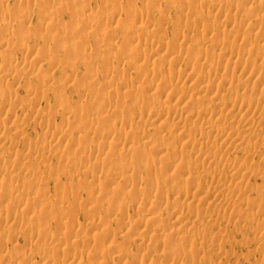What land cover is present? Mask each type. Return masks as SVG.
<instances>
[{
    "label": "bare ground",
    "instance_id": "bare-ground-1",
    "mask_svg": "<svg viewBox=\"0 0 264 264\" xmlns=\"http://www.w3.org/2000/svg\"><path fill=\"white\" fill-rule=\"evenodd\" d=\"M119 1L120 0H15L14 6L16 8L14 6V8L10 7V9H12L11 11H17V15H19V11L23 18L30 17L36 13L37 16H35L39 17V27L35 25L36 28L34 26L32 27L30 21L27 22L23 18H21L20 22H22V20L26 22L17 25L14 20H17L18 16L12 12L13 15L17 16V18L14 16L15 19L12 17L13 15L11 16L10 13H7L10 12L8 9L10 5L8 0H0V97L3 98V101L0 102V116L4 119L3 121L0 117V122L3 121L2 127L0 125V161L4 162L7 159H11L12 163L17 162L16 165H18L19 169L22 167L24 168L25 165L23 162L26 158L23 159L22 157L24 155L13 151V142L7 137V134L12 131L20 132V123L17 122L18 119H11L12 122L8 120L11 123L6 120L10 115L16 117L13 110L15 105H17L16 103L20 104V109L22 106L23 108L34 106L31 98H36L34 96H37L36 94L41 92L40 88L44 85L43 81L41 82V80L44 79L40 80V76L44 70L43 66L41 70L39 66L35 64L36 61H34V59H30L34 61L30 62L35 65L26 63L27 66L33 65L32 67H28L30 68L29 73L34 75L33 77L35 79L39 77L38 80H40L38 85H35L36 83L34 84L35 86L31 84L35 80L33 79L32 82L30 80L31 85L29 84L25 87V96L28 98L31 96L30 99L24 97V99L26 98L27 100H23L14 98L15 96H7L3 89H5L6 86L13 88L16 84L20 86V80L17 75L21 74V72H26L22 71L24 70L23 67L20 73L17 71L19 74L16 70V75L15 73L10 74L16 66V60L13 57V52L16 51L12 43L13 36L15 34L18 36L17 38L14 37L18 41H15V44H20L17 45L21 46V48H19L24 54V58L27 59L30 48L24 45V41L32 37H28V34H33V32L30 31H32L31 28H35L37 31H34V39L40 37V32L42 34L46 32L47 34H43V37L41 36L43 41L53 40L59 47L64 49V53L68 54L66 57L68 60L64 61H66V65L72 61L70 63L72 66L71 76L70 74L67 75L73 78V81L70 80L69 83L75 81L72 73L74 72V67L78 65V62L77 65L74 62L78 61V58L81 60L84 59L85 56L87 57L84 59L85 61L89 58L88 62L83 60L81 62L82 64L85 62L86 66L80 64L88 69L92 67L90 68V72L97 70L101 75L103 83L97 82H99L101 86L103 85V87H109L107 90L104 88L109 92L106 94V91H101L103 87L100 88L99 83V87L93 86V84H97V82L92 83V86H90L93 87L92 91L90 89L92 92V94L90 93L91 97L93 94H98L99 98L102 99V102L98 101L99 103L101 102L100 104L98 103V106H96L97 101L95 104L92 103L96 106L98 114H104L107 119L109 117V112L107 111L108 107L119 103L123 105V112L126 114V119H121L118 115L119 113L117 114L119 118H116V115L115 117L110 115L117 121L119 120L118 126H116L118 123L117 121H115L116 123L114 122L115 124L113 122L110 125L105 124L113 121L112 117L108 118L109 122H103L106 119L101 115V121L104 119L102 121L103 124L100 123V118L95 116L96 118L93 119L92 117L91 119L93 120L89 121L88 123H90V125L88 124L87 126H90V128L88 127L90 130H99L98 132L94 130L97 136H95L94 131L93 136L95 137L91 136V131L86 129L88 133L81 137H86L87 135L90 143L99 140L97 145L100 146L98 147L96 143H93L95 146H93L92 151V149H90L92 146L90 147V145H87V147H90H88V151L86 145H84L87 138H85V140L84 138L81 139V137H79L80 133L75 131L77 128L73 130L72 127L75 126V122H71L74 126L72 125L69 127L71 124L66 117L67 115L62 112L60 114L61 122H65L66 124L69 122L67 125L70 124L67 126L64 123L66 125L65 128L69 127L72 132L75 131L79 133L77 135L81 141L77 142L74 140L77 144L73 142L74 145L76 144L79 147L76 146V149H74L73 147L75 146L72 145L73 147H71V144L68 145V147L62 146V148L58 146L57 143H55L56 139L62 138V135L59 138H55V136L57 137L56 134L59 131L61 132V129L58 128L61 126L57 127L55 121H53V125H49L52 123L49 121L47 122L49 126L47 125V128L45 127V131L42 134V142L40 143L42 147L34 148L35 150L36 148L41 149L39 150L40 152L47 150L45 157L40 158V166L47 168L49 162L46 158L60 153V148H66L65 150L67 152L63 149L65 154L61 151L65 156L73 157L74 152L70 150L71 148L77 152L82 146L83 148L85 147L88 154H86L87 151L85 152L84 150L85 155H81L84 160L79 159L78 162V166L79 163L82 164L80 166L84 168L83 171L85 172V176L91 175L93 180H98L97 182L102 179L101 182L104 183L105 186L114 183V185H111L114 187H111L112 190L111 188L109 189V191L111 190L110 192L107 191V196L104 198L107 204H111V202L114 204L117 200L115 198H118V196H121L118 200H126L127 198H134L133 200H136L135 196H141L139 202L136 200L138 202L136 207L137 210L140 209L144 213L142 212L143 215H140L139 218L133 221V223H135L129 226L131 229L130 231H132L131 233H134L133 235L131 234L132 239L130 241L132 244H136L139 247L144 246V243L151 244L150 235H143V231L139 230L141 228L152 227L150 232H153L155 229L157 235H171L174 237L179 235L182 231L188 230L190 227L197 228V235L186 237L183 246H173V242L169 241V247H171L170 252L175 253L166 264H201V261H203V264H213L212 261L222 259V253L220 252H217L212 257L209 256L212 247L217 245L219 240L206 237L208 233H213L220 229L225 230V239L232 237L233 232L250 229L256 234L261 233V236L257 237L259 241L264 240V218L252 224H244L248 219L249 207H241L234 221L231 220L230 216L227 218L223 217L225 212L234 210L239 202H243L246 199L247 195L250 193L249 190L253 189L252 187L247 188V186L262 188L264 186V155L261 157V164L253 168L250 167L251 164H254L253 158L258 156L257 148L260 146L261 142H264V114L261 113L264 109V98H262V95V97L259 98H252L250 95H245V93L253 87H257L259 90L264 89V64H252L249 59L251 53L257 49L258 44L264 42V0H199L198 2H191L190 0H172L171 6L177 5L181 11L176 20H172L169 15L159 19L166 11L164 8V0H152L149 6L143 4L142 7H137L138 3H142V0H125V3H120ZM165 2L168 3V0H165ZM237 3H239V7H241L240 10L232 9L231 7H236ZM189 7L193 8L192 12L194 16L216 20L213 25H217L216 30L218 33L212 35L211 31L213 25L210 21L205 24L200 23L197 26L190 27L188 36H185L181 30H178L177 28L180 26V17L184 15L183 11ZM200 7L202 9H200ZM64 15H69V21H72L69 23L67 22L69 25L68 27L73 25L71 27L74 30L67 28V23L62 20ZM116 15H122V17L118 16L117 19L114 20V24L113 17L115 18ZM151 15H153L154 18L155 15H159V24L154 23ZM60 21H63L62 26H60V24L58 26ZM252 21H255V24H252ZM64 23L66 28H64ZM56 25L58 28L60 27V29H57ZM61 27L63 28L61 29ZM169 28H174L172 39L167 37ZM160 30L161 32L159 33ZM243 30H247V35L245 37L242 32ZM27 31H29V33ZM83 32L87 34H82L83 36L87 37L89 35L90 40H93L92 46L85 44L84 41L80 42V39L84 38H80ZM117 32L121 33L120 38L123 40L121 41L119 38L121 43L115 41V38L118 37ZM17 33L19 34L17 35ZM36 33H38L39 36ZM7 35L9 38L6 37ZM36 35L38 37H36ZM26 37L28 38L26 39ZM139 37H143V39L140 40ZM155 37L156 39H154ZM62 40L66 42L63 41V43H60ZM83 40H89V38ZM158 40L164 42L157 44L156 42H158ZM19 41L21 43H19ZM240 42L246 46V50L240 46ZM26 43H28V40ZM34 43L36 44L38 42L35 41ZM45 43L46 45L43 44L45 50H49L52 46L50 52L47 51V53H51L52 55L53 52L55 55V51H57L55 47L58 46L54 43L50 46L48 42ZM80 43H82L84 47ZM111 49H115V52L111 53ZM81 56L84 57L82 58ZM38 57L40 56L37 55V60L44 58L42 55L40 59H38ZM50 57V55L47 56L48 59ZM71 57L72 59L76 57L77 60H72ZM110 57L117 62L116 66L112 65L109 59ZM96 58L101 60L99 66L95 63L97 60ZM179 60L187 62L185 73L177 71V63ZM44 61H46V59ZM64 61L60 63H63L62 67L65 71ZM53 62L55 65L54 60ZM42 63L39 65H42ZM49 64L47 67L52 68V64ZM71 66L69 67L71 68ZM18 70H20V68ZM202 71H204V75L201 73ZM35 72L38 73V75ZM94 74L96 76V71ZM29 76L30 75H28V78ZM83 76L86 77V75ZM257 82L263 83L257 86ZM62 83H65V81H62ZM232 85L242 89L243 92L240 94H226V90ZM145 93L153 95L154 100L150 103L145 102L142 98ZM261 93H264V90ZM45 94H43V96L42 94L39 95L41 98L37 96L38 99L36 98V100H42ZM81 96H79V98ZM58 98L57 95H55L54 99L57 100ZM60 98L57 102L54 100L55 105L56 103H62V99L60 100ZM79 98L77 99L79 100ZM95 98L96 96L94 99ZM85 99L86 96L83 95V100ZM4 100H6V102ZM78 100L76 101L77 103ZM77 103L74 105L76 106ZM66 104L67 103H65V105ZM62 105L59 104V107H63ZM94 105H92V107ZM69 106L67 105V108L64 106V109L66 108L65 110L71 111L69 110ZM75 106L73 107L74 109L78 107ZM35 107L32 108L35 109ZM96 108H93V110L95 111ZM27 109H30V107ZM128 112L130 114H128ZM121 114L122 112L120 115ZM81 118L82 117H78L75 121L79 122ZM120 119L125 120L121 121ZM5 121L11 125L7 126ZM82 121H84L85 124H83L86 128V121L88 120L86 119L85 121V119H82L80 122L82 123ZM80 122L78 124L76 123L75 127H77ZM79 126L78 130L79 128L80 131L84 129L82 128V124ZM256 129L263 132L262 138L252 131ZM67 130L63 131L68 133L70 130ZM191 131H195L197 134L191 136ZM72 132L69 133L72 135ZM69 133L67 134L68 136ZM18 134H21V132ZM75 134L76 133L73 135ZM89 136L96 139L93 140V138L91 139ZM74 137H76V135L72 138L74 139ZM82 140H84V142H82ZM102 140H109L107 143L108 146L106 145L107 148H101V146L106 144H103L104 142ZM88 141L85 144H90ZM78 143L81 144V146ZM244 144L245 146L240 150V147ZM83 148L82 151L80 150L81 153H83ZM39 151L36 150V152ZM80 151L78 152L80 153ZM30 152L33 153L32 150L28 151V153ZM77 153L74 155L79 157L80 154ZM40 154H43V152L39 153V156ZM63 154L62 157L64 156ZM30 155L27 154L29 160L31 157ZM33 158L35 160L37 155ZM91 159H93L91 162L92 166L88 165L92 167V170L89 169V166L84 164L85 162L88 163ZM93 161L95 163H93ZM98 163L101 169L97 172L96 170L98 168L93 165H97ZM1 166L2 165H0V167ZM81 167L77 168V170L75 167V170L73 169L74 172L80 171ZM103 167L106 169L105 171ZM27 168L29 169L30 166ZM64 169L65 167L63 171L61 169V172H65L66 169ZM6 171L8 172V169L5 170L0 168V174ZM67 172L65 174H69ZM74 172L70 173L74 174ZM80 172L75 173L79 174ZM20 175V182L22 184L24 181L26 182L23 184V187H28V189L32 191L33 200L27 202L23 197H19L17 193L18 185H15L9 191L10 193L8 195L10 197L8 196L6 200V206L9 207L8 211L11 208L14 213L16 209L19 210L26 206L32 207L34 204L49 205L58 212L63 211L65 208L62 207L64 201H71L72 203L73 200L76 201L79 198L77 195H81L79 187H74L72 192H69L70 189L66 191L63 189L61 194L58 195L59 197L57 196L58 199H56L57 197H53L56 199L55 202H49L48 198L50 193L46 194L49 190L47 191L48 187L47 189L45 188L47 183H44L46 177L44 178L41 175L42 177L40 176V178L38 177L35 180L28 181L26 180V173L20 172L19 176ZM51 181L55 186L58 184L57 178H53ZM251 181H253L254 184H251ZM65 192L68 193L65 194ZM86 192L84 193L89 196L90 192ZM50 197L52 198V195ZM126 201H124V203ZM136 201L132 202L135 204ZM125 204H127V202ZM73 205H76L75 207L73 206L74 209L80 207L84 209L86 204L85 201L84 203L80 201ZM182 205L186 206V209H183ZM203 205H207L209 210L201 215L198 207ZM123 209L125 208L123 207ZM123 209L118 212H123ZM69 210L72 211L73 209L69 208ZM104 210H107V207ZM112 210L114 212H112L109 207L106 212L108 218L110 216L107 214L117 213L115 212L117 210L114 208ZM32 213L36 214L37 211L33 210ZM4 214L5 215H3L0 220L4 224L13 220L11 225L16 227L14 215L10 216L13 213L10 215ZM92 215L94 216L95 214ZM103 216H105V214ZM103 216L101 219L98 217L99 220L96 218V223L93 221V226L94 228H99V226L105 225V230H102V233L104 232L105 235L102 238H100L101 235L99 234V236L96 235L95 237L100 238L101 242L109 240V246H99L102 251H99L95 255V261H90L86 264L113 263L114 261H111L113 259H109V255L112 251L120 252L117 261L121 262L129 250L125 245H130V241L122 245L124 248L116 246L114 250L115 240H113V238L119 232L121 234L123 232L119 229V231H117V228H111L112 230H110V228H108V225H110L108 218L100 224ZM121 217L120 219L122 220ZM123 217H125V215ZM218 218L224 219L218 223ZM9 219L11 221H9ZM160 221H162L164 225L159 224ZM43 224L46 225V221L42 223V225ZM128 225L129 224H127V226L125 225V227H128ZM31 229H33V227ZM114 230H116L115 233ZM69 232L60 233L62 235L60 237H56L58 236V233L55 235L56 232L54 233L55 236L51 233L52 236L50 239L47 238L49 241L48 245L45 242L46 245L44 244V247H39L40 245L38 248L36 247L35 253L33 251L32 254H36V257H38L39 260L37 264H64V258L67 254L64 253V250L59 248L61 242H64L66 238L70 239L71 242H74L75 239H82L78 233L71 234ZM108 232L112 233L110 238ZM24 237L26 238V240L24 238L26 241L25 243L33 244V240L30 239L32 237ZM53 237L54 239L50 241ZM151 237H153V235H151ZM155 237L156 236H154L152 240L155 241ZM124 239L128 240L127 238ZM70 240L67 241L69 242ZM4 242L5 244H2V246L12 241L11 239L4 238L3 243ZM63 244L66 245L65 242ZM150 244V248L155 247V245L151 246ZM4 246L0 248V264H19V261H14L16 256H12V253L6 251L7 249L4 250ZM191 246H198L201 251L207 252V255L204 257L205 259L200 261L198 256L189 249ZM58 251H61L62 254ZM59 253L62 255L60 259L51 260L53 255L55 256ZM32 254L24 253L20 255V258L23 260L22 262H24L22 264H32L31 261L34 256H32ZM144 254L138 264H145L146 259H149L152 255L148 250ZM98 258H103L104 261L97 263L96 260ZM126 261L127 259H124L121 264H128Z\"/></svg>",
    "mask_w": 264,
    "mask_h": 264
},
{
    "label": "rangeland",
    "instance_id": "rangeland-1",
    "mask_svg": "<svg viewBox=\"0 0 264 264\" xmlns=\"http://www.w3.org/2000/svg\"><path fill=\"white\" fill-rule=\"evenodd\" d=\"M30 1H33V0H30ZM190 1L191 2H198L199 0H190ZM8 2L10 4V5L8 4L9 5L8 6V9L10 10V12H7V13H10L11 16L13 14L17 15L16 14L17 11L16 12L15 11H11L12 9H10V7H13L15 5L14 4L15 0L14 1L13 0H8ZM119 2L120 3H125V0H120ZM151 2H152V0H142V3H138V6L137 7H142L143 4H145L146 6H149ZM171 2H172V0H168V3H166L165 0H164V8L166 9V11L164 12L163 16H161L159 19L164 18V17H167L169 15L172 20H176L177 17L180 15V13H181L180 8L177 5L171 6V4H172ZM56 6H59V5H56ZM231 8L232 9H236V10H240L241 7H239V3H237V6L236 7H231ZM200 9H202V8L200 7ZM13 10H17V9H13ZM192 11H193V8L192 7H189V8H187V9H185L183 11V14L184 15L180 17V26L177 29L178 30H181L184 33L185 36H188V34H189L188 31H189L190 27L197 26L200 23H204L205 24L208 21H210L212 23V25L215 24L216 20L208 19V18H205V17L200 18L199 16H194ZM12 12H13V14H12ZM18 14H19V15H17L18 18L15 15L12 16V17L15 16L17 18V20H14L17 25L19 23L20 24H23L26 21L27 22L30 21L32 27L33 26L36 27V26L39 25V19H38L39 17H36L37 16L36 13H35L36 16L34 14L31 15L32 18H31V16L30 17H26V18L25 17L24 18L21 17L22 15H20V12L19 11H18ZM118 16L119 15H116L115 18L113 17V21L115 19H117ZM151 16L153 17L154 23L155 24H157V23L159 24V19H158L159 15H155V18H154L153 15H151ZM119 17H122V15L119 16ZM19 18H20V20H19ZM21 18L25 19L26 21L22 20L23 23L20 22L21 21ZM69 18H70L69 15H64V17L62 18V20L65 23H67V22L69 23V22L72 21V20L69 21L70 20ZM119 19H121V18H119ZM63 21H60L58 23V26H59V24H60V26H62L63 25V23H62ZM32 22H33V24H32ZM65 23H64V26H65L64 28H66ZM68 23H67V28L73 29L71 27L73 25H71V23H70L71 26L68 27L69 26ZM113 23L115 24V21ZM252 24H255V21H252ZM56 27H57V25H56ZM62 28L63 27H61V29ZM57 29H60V27L59 28L57 27ZM216 29H217V25H215V26L213 25V29L211 31L212 32V35H215L216 33H218V31ZM31 30L32 31H30V29H29V31L30 32H33V34L37 31L35 28L34 29L31 28ZM29 31H27V32L29 33ZM252 31H253V29H252ZM160 32H161V30L159 31V33ZM242 32H243V35L245 37L247 35V30H243ZM18 34L19 33H17V35ZM33 34L32 33H29L28 34V37L32 36L33 39H32V37H30V38L26 37V39L28 38L27 39L28 40V43H26V41H27L26 39H25L26 41H24V45H26V46H28L30 48V52L28 54L27 59L24 58V54L21 52V49H20L21 46H18L20 44L17 43L18 42L17 39L14 38V37L17 38L18 36H16V34L13 36L14 41L12 39V43H13V46H14V48H15L16 51L13 50L15 52H13L14 53L13 54L14 56L13 55L12 56L16 60L15 61L16 66H15V68L13 67L14 69L12 68L14 71L12 70L10 74H14L15 73V75H16V72L17 71L20 73L21 68H23V67H24L23 68L24 70H22V71H26V72H21V74H19L17 72L19 74V75H17V77H19L18 79L20 80L19 81L20 82V86H18L17 84L13 88H10L9 86H6L5 89H3V90H4V93L7 94V96L8 95L9 96H12V97L15 96L14 98L27 100V99H30L31 96L29 98L25 96V87H27L30 84V80H31V82H32L33 79L35 80V81H33V83H31L32 86H35V85H38L39 84L38 82L41 79H44V80H41V82L43 81V84H44L40 88V91L42 93L39 92L36 95L38 97H40L39 95L42 94V96H43V94L46 93L44 95L46 98L44 97V98H42V100L39 99V101L36 100V98L38 99L37 96H34L36 98H31L33 100L32 101V104L34 105L32 107L34 108L36 106L35 109H33L31 106H29L30 109H27L29 107L23 108V106L20 109V104L19 103H16L17 105H15V107L13 109L14 110V114L16 115V117H13L12 115H10V116L7 117V120H6V121H8V120H11V119H16V120L18 119L17 122L20 123L19 124L20 125L19 126V130L21 128V130H20L21 134H18V133H20L18 131H17L18 133L12 131V132L8 133L9 136L7 134V137H8V139L12 140V142H13V144H12L13 147H14L13 148V151L15 153L17 152L18 154L24 155L22 158L23 159L26 158V159H24V162H23L25 164L24 165V168L22 167L21 169H19L18 168V165H16L17 162L12 163L11 162V159L10 160L7 159L4 162L3 161H0V165H2L0 168L1 169L3 168L5 170L8 169V172L7 171L6 172H1L2 174H0V192H1L0 193V219H1V217L3 215H5L4 213L9 214V215L11 213H13L10 216H13L14 215V220H15L14 223L17 225L16 227H14L13 225H11L13 220L11 221L10 219H9V221H11V222H8L7 224H4L0 220V248L4 246V245L2 246V244H5V242L3 243V239L4 238L5 239H11L12 242L6 244L4 246L5 247L4 250L7 249L6 251H9V253H12L11 254L12 256H16V259L14 261H19V264H22L24 262H22L23 260L20 258V255H22L24 253H30V254H32L33 251L35 253V250L38 248L39 245H40L39 247H41V246L44 247L46 245V243L48 245L49 244V241L47 240V238L50 239V237L52 236V234H53V236H55L58 233V236H56V237H60V236H62L61 234L66 233V232L68 233L70 231L69 233H71V234L78 233L79 236L82 237V239H80V240L79 239H75L74 240L75 243H74L73 241L71 242L70 239H67L66 238L67 240H70L68 242L65 239L64 242L66 243V245L63 244L64 243L63 241L61 242L60 246L58 244L59 248L62 249V250H64V253L67 254L65 256V258H64V264H86V263H89L90 261H95V255L99 251H102V250H100L99 246H105V247H108L109 246V240L108 241H104V242H101L100 241V238H102L105 235L104 232L102 233V230L105 228V225L99 226V228H94L93 221H95V223H96V220L98 219V217L100 215L103 216L105 214V216H103V219L100 221V224H101V223H103L108 218V216H106V212L108 211L109 207H110V209H111L112 212H114L112 210L113 208L115 210H117V211H115L117 213H113V214L112 213H109L110 211L108 212L109 214H107V215L110 216L108 218L109 223H110V225H108L109 226L108 228H110V230H112L111 228H114V229L117 228V231L121 230V232H123L122 234L120 232H119L120 234L117 232L118 234L115 235V237L113 238V240H115V242H114V250H115L116 246L123 247L122 245L125 242L130 241L132 239L131 234L132 235L134 234V233H131L132 231H130L131 229L129 228V226H132L133 221H135L137 218L140 217V215H143V213H144L140 209L137 210V207H136L138 205L139 200L141 199V196H135V199L138 202L136 200H133L134 198L133 199L132 198H127L126 199L127 201L125 199H122V200L119 199L120 200L119 201L118 198L119 197L121 198V196H118V198H115V199H117L116 202L114 204H112V202H111V204L109 203L110 204L109 205V204H107L104 201L105 200L104 198L107 196V191H109V189L111 187L112 188L114 187V186H111L112 184L114 185V183H110L109 184L110 186L109 185L108 186H105L104 183L101 182L102 179L99 182H97L98 180L97 181L96 180H93V178H92L91 175L85 176V172L83 171L84 168H82L80 166V165H82L80 163H79V166L81 167L80 171L82 173L80 171H75V172H80L79 174H76L74 172V170H75L74 168L75 167H76V170H77V168H80L78 166V162H79V159H83L82 156L85 155L84 154V150H85V152L87 150L89 151V148L92 146L90 149H92V151H93V146H95L93 143H96V145H97V143L99 141V140H95L97 142H91L90 143L88 141L87 135H86V137H84V136H85V134L88 133V131L86 132V129H89L90 128V126H87L88 124L90 125V123H88L89 121L93 120L96 117L97 118H100V117L103 116L105 118L104 114H101V113L98 114L97 113V108H96V106H98V103H99L98 101H101L102 102V99L99 98L98 94H93L92 95L93 98L90 95V93L92 94L91 91L93 90V87H90V86H92V83H96L97 81H99L101 84L103 83L102 82V79H101V75L98 73L97 70H95L96 71V76H95V74H94L95 71L94 72H90L91 71L90 68H92V67L89 68L90 70L87 67H85L86 66V63L85 62L86 61L88 62V60H89V58L86 59V61L84 60L85 58H87L86 56H85L84 59H82L83 61H85V62H83L84 64L81 63L82 60L80 58H78V61H76L77 60V58H76L77 56L74 57L73 59L71 57L72 60H75L76 59L75 60L76 62H74V63H76V65H77V62H78V65L76 66L77 68L74 67V69L75 68L76 69L75 70L73 69L74 72L72 73L73 76H74V80L75 81L73 83H69L70 80L73 81V78H70V76H71V70H72V66H71L70 63L72 61L71 62L68 61L69 63H67V65L70 64L69 66H71V68L65 64V62L68 60L66 58L68 54L67 53H64V51H63L64 49H62L61 47H59L55 42H53V40L43 41V39L41 38V36L43 37L44 36L43 34H47L46 32L43 33V34L40 32L39 33L40 37H38L39 35H38V33H36L38 35V36L36 35V37H38V38H36L37 40L34 39L35 34L34 35ZM82 34L85 35L86 32L81 33V35H80L81 37L79 36L80 38H82V37H84L83 39L89 38V40L80 39V42H83L84 41L85 44H88L89 46H92L93 45V43H92L93 40L92 39L90 40V36L88 35L89 37L88 36L86 37V36H83ZM117 35H118V37H116L115 38L116 40L115 39L114 40L117 41V43H121V41H123L120 38L121 37V33L120 32H117ZM173 35H174V28H169L168 31H167V37L170 38V39H172ZM6 37L9 38L8 35ZM119 38H120L121 41L119 40ZM139 39L142 40L143 37H139ZM154 39H156V37ZM15 41H17L16 43L18 45L15 44ZM20 41H19V43H21ZM35 41L38 42V43L35 44L34 43ZM63 41L64 40L60 41V43H63ZM126 41H128V40H126ZM41 42L44 45H46L45 42H48V45L49 46L50 45H53L52 43H54L55 45H57L58 47H55V50H57V51H55V50L54 51L56 53H58V54H56L55 52H54L55 55L53 54V52H52V55H51V53H47V51L50 52V48L52 46L49 48V50H45L44 45ZM64 42H66V41H64ZM162 42H164V41H161V40L159 41L158 40V42H156V43L157 44H161ZM80 44H82V43H80ZM33 45H35V46H33ZM49 46H46V47H49ZM82 46H83V44H82ZM240 46L246 50V46L244 44H242V42H240ZM85 48H88V47H85ZM110 52L111 53H114L115 52V49H111ZM35 55H36V57H35ZM37 55L40 56V57H38V59L41 58V55L44 58L43 59L41 58L40 60H37L36 59L37 58ZM48 55L51 56L50 57L51 60H50V58L49 59L47 58ZM54 56L58 57L60 60H63V61L66 60V61H64L65 71L63 70V67H62L63 66V63H60V62H63V61H60L58 58H56ZM81 57L83 58L84 56H81ZM30 59H34V61H36L35 64H37L41 70H42V66H43V69L44 70L42 71V75L40 76V80H38L39 77L35 79L33 77L34 75H31L29 73L30 72V68H28V67H32L33 65H35L34 63H32L34 61L33 60H30ZM45 59H46V61L48 63L46 61H44ZM56 59H58V60H56ZM79 59H80V61H79ZM109 59H110V62L112 63L113 66H116L117 65V62L112 57H110ZM249 59L251 60V63L252 64H254V63H262V64H264V42H260L258 44L257 49H255L251 53V56L249 57ZM53 60L55 61V65L53 64L54 63ZM97 60L95 61V63H97L98 66H99L101 64V60H99V59H97ZM27 61L28 62L32 61V62L28 63ZM41 61L42 62L44 61L46 64L44 62L42 63ZM50 61H52V62H50ZM26 63L27 64H31L32 63L33 65L27 66ZM40 63H42V65H39ZM80 63L82 65H85V66H82ZM48 64L49 65L52 64L51 65L52 68H48L47 67ZM177 64H178L177 71H179L180 73H185V71H186L185 68L187 66V62L186 61H183V60H179ZM65 65L67 66V68H66ZM38 66H37V68H38ZM51 66H49V67H51ZM25 67H26V69H25ZM83 67H85V68H83ZM19 68H20V70H18ZM48 69H51V70H48ZM15 70H16V72H15ZM64 72H66V73H64ZM201 73L203 75L205 74L204 71H202ZM36 74L38 75V73H36ZM36 74H35V77H36ZM65 74L66 75L67 74L68 75L70 74V76H68V75L66 76ZM28 75H30L29 78H28ZM83 75H86V77L83 76ZM62 81L63 82L65 81V83H62ZM99 82H97V84H93V86L99 87L98 86V83ZM100 83H99V85H100ZM261 83H263V82H261ZM261 83L257 82V86L259 84H261ZM101 87H103V85L102 86L100 85V88ZM104 88H106V87L101 88V89H103L101 91H104L105 92L107 90V88H109V87H107L106 90ZM90 89H91V91H90ZM263 90H259V88L253 87L250 90H248L245 93V95H250L252 98H259V97H262V96H263L262 98H264V93H261ZM110 92H111V89H110ZM242 92H243L242 89L237 88L234 85H232L231 87H229L226 90V94H228V95L229 94H234V93L240 94ZM85 93H86V95H85ZM93 93H94V91H93ZM101 93H103V92H101ZM105 93L108 94L109 92L106 91ZM47 95H48V97H47ZM55 95H57V98H58V96H59V98L61 97L60 100L62 99L61 100L62 103H59V104L60 105L63 104L62 105L63 107H59V104L58 103H56V105L54 104V100H56V99H54L55 98ZM83 95L86 96L87 101H86V99L83 100ZM79 96H81V97L79 98ZM95 96H96V98L94 99ZM97 96H98V99L99 100L97 99ZM24 97H26L27 99L26 98L24 99ZM77 98H79V100ZM142 98L147 103H150L151 101L154 100L153 95L147 94V93H145L142 96ZM57 100L55 102H57ZM77 100H78V103L76 102ZM1 101H3V98L0 97V102ZM4 101L6 102V100H4ZM63 101L65 103H67V104L65 105V103ZM85 101H86V104H85ZM96 101H97V105L95 106L94 104L96 103ZM33 102H35V103H33ZM90 102H91V104H90ZM76 103H77L76 106H78V107L74 109L73 107L75 106L74 104H76ZM92 103H94V104H92ZM67 105L68 106L70 105L69 106L70 107L69 110H71V111L65 110L67 108ZM92 105H94L95 107L94 106L92 107ZM64 106H66L65 109H64ZM31 108H32V110H31ZM91 108H92V110H91ZM93 108H96V110H95L96 112L93 110ZM123 109H124V107H123V105L121 103H119V104H113V105H111V106L108 107V110L107 111L109 112V114H108L109 117L108 116L107 117L108 118H110L112 116L115 117V115H116L117 116L116 118H119V116H120L121 119L122 118H125L126 119V117H125L126 114H125V112H123ZM15 110H16V112H15ZM8 111H10V110H8ZM62 112H64L67 115L66 117H67V119H68V121L70 122L71 125L70 124H69L70 126L67 125L69 122H67V124L65 122L64 123L67 126H69V127H71L73 125V123H71V122H75L74 125L76 126V123L78 124L82 119L83 120L85 119V121L87 119L88 121H86V128H85V125H84L85 124L84 121H82V123L80 122V124L83 125L82 128L85 129V132L86 133L84 132V129H82V128H81L82 129L81 131H80V128L78 130V126L80 125L79 124V125H77V127H75L73 125L74 127H72V128H73V130H74V128H77V129H75V131H78L81 135L78 132H75V131L72 132L69 129V127H67L68 130H70L69 132H72V135L74 133H76L75 134L76 137H74V139L72 137L75 136V135L72 136L71 133H69V132H68L69 133V136H68L67 135L68 133L66 131H63V130H67V128H65L66 125L61 122L60 114ZM121 112H122V114H121L122 117L120 115ZM95 113H97V114H95ZM261 113L264 114V109L261 111ZM128 114H130V113L128 112ZM128 114H127V116H128ZM110 115H112V116H110ZM0 117L2 119V116H0ZM78 117H82L79 122L78 121H75L76 119H78ZM92 117H93V119H91ZM114 117H112V120L113 121H111L110 123H105V124L110 125V124H112V122L114 123L115 121H117ZM108 118L107 119L105 118L106 120L103 119L104 121L103 120L102 121L103 122H106V121L109 120ZM5 119H6V117H5ZM2 120L4 121V119H2ZM124 120H121V121H124ZM3 121L0 122L1 127H2ZM49 121H51L52 123L51 122H50L51 124L47 123ZM53 121H55V124L57 123L56 124L57 127L58 126H61L62 127V128L61 127H58V128L61 129V132L59 131L56 134L57 137L55 136V138H59L62 135V138L64 140L62 138H59L60 140L59 139L58 140L56 139V142H55V143H57L58 146H61V148H62V146H65V147L67 146L68 147V145L71 144V147L75 146L73 148L76 149V146H78V145H76L77 143L74 142V140L77 141V142L78 141L80 142L81 140H79L80 139L79 137H81L82 135H84V136L81 137V139L84 138V140H85V138H87L86 140L90 144H85L87 142V141H85L84 145H86L87 150H86L85 147H84L85 148L84 149L83 146L80 149L82 151V148H83V153H81V151L79 149L77 150V152L80 151V153L79 152L78 153L80 154L79 157H81V158H79L78 156H75L76 155L75 153H77V152H75L74 149L72 150V148L70 150L73 151L74 154H75L74 155L73 152H72L73 157L72 156H65L64 154H65V152H67L65 150L66 148L63 147V149L65 150V152H64L63 149L60 148V153H58L60 156L58 154H56L54 156L51 155V156H48L46 158L47 161L49 162V164H47L48 166H47V168H45L44 166L43 167L40 166V162L39 161H40V158L41 157H45L47 150H44V151H41L40 152L39 150H41V149H39V148L41 146L40 143L42 142V136H43L42 134L45 131L44 130L45 127L48 124L49 125H53ZM102 121H101V118H100V123L101 124H103ZM8 122L11 123L12 120H11V122L10 121H8ZM117 122L118 123L116 124V126L119 125V120ZM9 123L6 122V125L7 126L8 125H11ZM79 127H81V126H79ZM94 130L96 131L97 129H94ZM94 130L91 129L90 130L91 132L89 131L91 133V136H93V134H94L93 131ZM98 131L99 130H97V132ZM252 131H254V133L257 134L258 136H260V138L263 137V132L261 130L256 129V130H252ZM64 132H66V133H64ZM63 134H65L66 136L63 135ZM77 134H79V137H78ZM196 134H197V132H195V131H191L190 132V135L191 136H194ZM15 135H18V136H15ZM95 136H97L96 135V132H95ZM95 136H93V137H95ZM67 137H68V139H67ZM76 138H77V140H76ZM94 139H96V138H93V140ZM84 140H82V142H84ZM105 141H107V140H105ZM105 141H103L104 142L103 144H105V143L106 144L104 146H101V148L102 147L107 148V146H108L107 143H108L109 140L107 142H105ZM73 142L76 143V144L74 145ZM0 144H1V142H0ZM79 145L81 146V144H79ZM82 145H83V143H82ZM87 145H90V147L88 146L89 147L88 148ZM101 145H102V143H101ZM4 146H5V144H4ZM7 146H8V144H7ZM97 146L99 147L100 145H97ZM244 146H245V144L240 147V150L243 149ZM35 147H39L38 149L36 148V150L39 151V152H36V150L34 149ZM4 149H5V147H4ZM25 150L26 151L27 150L28 151L29 150H32L33 153L32 152L28 153V151L26 152ZM103 150H105V149H103ZM61 151H63L64 154ZM88 151H87L86 154H88ZM42 152H43V154H40V156H39V153H42ZM61 153L64 155L63 157H62V154ZM257 153H258V156L253 158L254 164H251V166H250L251 168H253L254 166H256L258 164H261V157H262V155H264V142H261L260 143V146L257 148ZM27 154L28 155L33 154V155H30L31 157L32 156L34 157V156L37 155V158L34 160L33 157L32 158L30 157V160H31L30 161L29 160V157L27 156ZM92 160L93 159L89 160L88 163L85 162L84 164L87 165V166H89V165H91ZM38 162H39V164H38ZM93 163H95V162L93 161ZM26 165H28V166H26ZM38 165H39V167H38ZM99 165H100L99 163L97 165H95V164L93 165L94 167H97L98 168V169L96 168L97 170L95 169L97 172L99 171V169H101V167L99 168ZM4 166H5V168H4ZM29 166H30V168L28 169L27 167H29ZM64 167H65V169L68 172L65 169H64L65 172H61V169L63 171V168ZM89 169L92 170V167H90ZM103 169H104V167H103ZM105 170L106 169H104V171ZM20 172L21 173H23V172L26 173V176H27L26 180H28V181L35 180L38 177L40 178L41 175L44 178L46 177V180H45L44 183H47L48 186L46 184L45 185V188L47 189V187H48L47 191L48 190L49 191L47 192L46 189H45V191L47 192L46 194H49L50 193L49 195L50 196L52 195V198L49 195H47L50 198V200H49V198L47 197L49 202H55V200L58 199V197H59L58 195L61 194V191L63 189H65V191L70 189L69 192H72V190H74V187H79L80 188L81 195L78 192V194L80 196L77 195V197H79L80 199L78 198L77 199L78 201L77 200L76 201L73 200L72 203L73 204H77L80 201H81V203L82 202L84 203V201H85V204H86L85 205V208L83 209V208L80 207L78 209L77 208L74 209V207L76 205H73L71 203V201H67V202L64 201L62 207L63 208L65 207V208H64L63 211H59V212L56 211L55 208L50 207L49 205H45L44 206L43 204H34V206H32V207L26 206V207H24L22 209H19L18 208L19 210L16 209L17 212L15 211V213L12 212L13 210H11V208H10L9 211H11V212H9L8 211L9 207L6 206V200H7L8 196H9L8 195L10 193L9 191L15 185H18V192L17 193H18V196L19 197H21V198L23 197L24 199L27 200V202L33 200L32 191L29 190L28 187H23V184H25L26 182L24 181L23 184L20 182L21 181L20 180L21 179V175L19 176ZM66 172L69 173V174H65ZM70 172H74V174L73 173H70ZM16 175H17V178H16ZM53 178H57L58 179V184L56 186L53 185V183L51 181V179H53ZM48 180H49V182H48ZM18 181L20 182V184H19ZM251 184H254V182L251 181ZM251 187L253 189L252 190H249L250 193L247 195L246 199L243 202H239L238 205L236 206V208L234 210L225 212L224 215H223L224 218H227V217L230 216L231 217V220L234 221L235 220V216L239 212V209L241 207H249L250 208V209H248L249 210V212H248V219L244 222V224L245 223L252 224L253 222H255L257 220H260V219L264 218V186H263V188L262 187H255V186H247V188H251ZM112 188H111V190H112ZM82 189H84L85 191L82 190ZM77 191H79V190H77ZM83 191L84 192H86V191L90 192V195L87 196V194H86L87 192L84 193ZM73 192H75V191H73ZM67 193L65 192V194H67ZM53 197H55V198L57 197V198L55 199ZM124 201H126L127 204H125L126 202L124 203ZM132 201H136V203L134 204ZM56 202H58V201H56ZM74 202H76V203H74ZM4 203H5V205H4ZM4 206H5V208H4ZM106 207H107V210H104V209H106ZM123 207L125 209H123ZM69 208L70 209L72 208L73 210L71 211V210H69ZM182 208L183 209H186V206H183L182 205ZM122 209H123V212L124 213L123 212H120V213L123 214V215H121L118 212V211H122ZM33 210H36L37 213L36 214H33L32 213ZM198 210H199L200 214L203 215L205 212H207L209 210V208H208L207 205H203V206H199L198 207ZM6 211L9 212V213H7ZM92 214H95L96 217H95V215L93 216ZM124 215H125V217H123ZM92 216H93V218H92ZM102 216H100L99 218L101 219ZM119 216L120 217L122 216L121 217L122 220L120 219ZM224 218H218V223H220L221 221H223ZM44 220L46 221V225H44V224L42 225V223L45 222ZM42 221H44V222H42ZM123 222H126V223H123ZM127 224H129L128 227H125V225L127 226ZM159 224L164 225V223L162 221H160ZM34 226H36L37 228L34 227ZM39 226H41V227H39ZM32 227H33V229H31ZM123 227H125V228H123ZM121 228L124 229V230H122ZM126 228L128 229V232H127V229ZM151 228L145 227V228H141L139 230L140 231H143V233L141 232L143 235L144 234H146V236L147 235L148 236L150 235L151 244L150 243L149 244L151 246H154L155 245V247H153V248L151 247L150 248L149 244H147V243H144L145 244L144 246L139 247L136 244H132L131 241H130V245L129 244H126L127 246L125 245V247H127V249L129 248V250H128V252H127V254H126L125 258H124V259H127L126 263H128V264H138L139 261H140V259L142 258V256L145 255L144 253H146V251L148 250V251H150V254H152V255H151V257H149V259H146V261H145L146 263L145 264H166L169 261V259L174 256V253H175V252H170L171 251V247H169L170 246L169 245V241H172L173 242V244H172L173 246H183L184 245L183 242H184V240H185L186 237H188V236H191L192 237V236L197 235V228H195V227H190L188 230L182 231L176 237L171 236V235H157V232L155 231V229H154L153 232H150L151 231L150 230ZM55 232H56V234L54 235ZM115 232H116V230H114V233ZM100 233H102V234H100ZM108 233H109L108 235H109V238H110V236H111L112 233H110V232H108ZM98 234L101 235L100 238L95 237ZM128 235H129V238H128ZM151 235H153V237H151ZM24 236H26L27 238L28 237H32L30 239L33 240V244L25 243L26 242L25 241L26 238ZM154 236H156L155 237V241L152 240V238H154ZM258 236H261V233H257L256 234V233H254L253 230H250V229H243L241 231L233 232V236L232 237H229L227 239H225V230L224 229L216 230L213 233H208L206 235L207 238L214 239V240H219L218 241V244L217 245H214L212 247V250H211L209 256L212 257L217 252L222 253V259L212 261L213 264H264V240L259 241L258 238H257ZM24 238H25V240H24ZM124 238H127L128 240H125ZM53 239H54V237L51 238L50 241H52ZM87 240H89V241H87ZM56 245H57V243H56ZM189 249L195 255L198 256V258H199L200 261L203 260V259H205L204 257L207 255V252L201 251L198 246H191ZM58 252L61 253V251H58ZM60 253L58 255H55V256L53 255L52 256L53 258L51 257V260L60 259V257H62V255H61L62 253L61 254ZM119 254H120L119 251L118 252H113L112 251V253L109 255V259L110 260L113 259L111 261H114L113 263H115V264H121L124 259H122L121 262H118L117 261V257L119 256ZM18 255H19V257H18ZM32 256H33L32 257V261H31L32 264H35V262L37 264V261L39 260L38 257H36V254H32ZM107 259H108V257H107ZM109 259H108V261H109ZM96 261H97V263H99V262H103L104 259L103 258H98ZM109 263L110 264H113L112 262H109ZM201 264H203V261H201Z\"/></svg>",
    "mask_w": 264,
    "mask_h": 264
}]
</instances>
